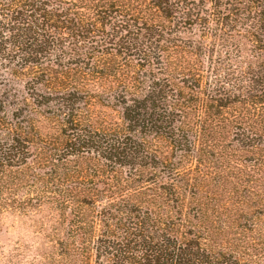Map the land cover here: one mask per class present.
<instances>
[{
	"label": "trees",
	"instance_id": "1",
	"mask_svg": "<svg viewBox=\"0 0 264 264\" xmlns=\"http://www.w3.org/2000/svg\"><path fill=\"white\" fill-rule=\"evenodd\" d=\"M1 80L2 188L86 166L91 196L140 189L66 201L63 262L228 264L183 232L175 184L194 149L199 165L212 148L264 152V0H0ZM92 83L114 85L117 121L94 111L107 96Z\"/></svg>",
	"mask_w": 264,
	"mask_h": 264
},
{
	"label": "rangeland",
	"instance_id": "2",
	"mask_svg": "<svg viewBox=\"0 0 264 264\" xmlns=\"http://www.w3.org/2000/svg\"><path fill=\"white\" fill-rule=\"evenodd\" d=\"M89 88L103 92L104 98L107 96L94 107L103 124L117 121L118 109L108 107L113 102L111 95L116 94L114 85L92 83ZM40 131L54 137L58 129L42 122ZM231 133L229 130V134L224 135L223 144L231 142ZM212 149L217 163L207 164L210 161L206 162L204 156L199 165L194 159L197 157L194 149L191 161L178 170L180 177L175 189L179 204L176 208L188 221L183 223V232L191 230L204 248L228 264H264V175L258 171L259 161L264 165V152L242 151L238 153L241 158L230 160L218 158L223 151L224 155L229 154L230 149ZM85 167L74 166L64 180L55 177L61 176L55 173L52 174L54 179L44 178V181L18 176L17 180L7 182V188H2L0 181V264H67L63 262L65 257H60L62 253L57 245L64 239L67 221L71 219L72 208L66 201L86 199L102 208L111 200L140 196L137 187L114 198L85 193L88 184L84 185L80 179L89 175ZM262 169L263 172L264 166ZM48 171L45 168L38 172ZM189 171L192 174L189 175ZM150 186L145 185L142 196H157L148 191ZM96 189L103 190V186ZM71 192H79V195L70 196ZM60 201L65 204L63 207L58 206Z\"/></svg>",
	"mask_w": 264,
	"mask_h": 264
}]
</instances>
